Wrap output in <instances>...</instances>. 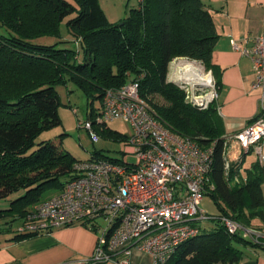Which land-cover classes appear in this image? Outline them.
Instances as JSON below:
<instances>
[{"label":"trees","instance_id":"1","mask_svg":"<svg viewBox=\"0 0 264 264\" xmlns=\"http://www.w3.org/2000/svg\"><path fill=\"white\" fill-rule=\"evenodd\" d=\"M138 1L126 17L111 22L98 0H0V199L19 193L8 207L0 208V219L18 222L46 187L62 188L73 175L77 159L60 143H35L40 132L61 123L57 86L70 81L93 100L132 79L138 80L140 95L163 124L212 146L206 195L219 214L246 227L253 218L262 219L263 167L255 161L242 174L233 162L225 174L216 100L200 109L167 80L169 63L185 57L211 70L218 91L211 61L218 33L211 13L203 0ZM62 24L70 37L62 36ZM46 37L55 41H39ZM70 41L75 47L67 46ZM156 94L162 102L154 100ZM101 130L115 140L126 137L106 126ZM214 220L213 227L202 226L165 264H237L243 247L262 246L264 234L254 241L229 233ZM5 231H11L8 240L30 236Z\"/></svg>","mask_w":264,"mask_h":264},{"label":"built area","instance_id":"2","mask_svg":"<svg viewBox=\"0 0 264 264\" xmlns=\"http://www.w3.org/2000/svg\"><path fill=\"white\" fill-rule=\"evenodd\" d=\"M231 43L250 58L255 75L252 87L261 90L263 105L252 123L223 135L225 174L231 166L230 140L236 141L243 152L256 153L264 167L260 144L264 139V30L250 47L240 48L234 40ZM177 58L187 61L173 72L172 82L183 91L186 102L200 109L207 107L217 99L211 70L198 60ZM114 120L130 125L132 132L123 140V153L135 161L102 156L76 160L73 175L61 190L29 208L14 231L38 235L84 225L96 235L95 247L85 264H130L133 249L151 255L153 264H165L209 218L218 219L231 234L258 240L262 234L256 229L230 216H210L200 208L208 189L212 146L205 147L163 124L140 95L137 79L106 89L94 121L78 124L91 130L93 124L107 126ZM233 180L237 182L238 176Z\"/></svg>","mask_w":264,"mask_h":264},{"label":"crops","instance_id":"3","mask_svg":"<svg viewBox=\"0 0 264 264\" xmlns=\"http://www.w3.org/2000/svg\"><path fill=\"white\" fill-rule=\"evenodd\" d=\"M203 1L218 33L211 61L219 79L217 113L223 135H226L241 130L261 114L262 92L252 87L255 75L251 60L239 49H234L231 40L240 48L252 45L254 38L264 30V0ZM260 144L264 152V139ZM228 145L229 159L231 163L238 162L242 174L245 168L258 161L256 153L243 152L236 141L230 140ZM261 190L263 217L253 218L250 227L264 234V179ZM11 236H0V264H85L96 243L95 233L84 225L58 228L20 240H8ZM262 242L261 247H243V258L237 264H264V237ZM129 256L130 264H153L151 255L137 249Z\"/></svg>","mask_w":264,"mask_h":264},{"label":"rangeland","instance_id":"4","mask_svg":"<svg viewBox=\"0 0 264 264\" xmlns=\"http://www.w3.org/2000/svg\"><path fill=\"white\" fill-rule=\"evenodd\" d=\"M107 19L115 22L128 15L130 8L138 5V0H98ZM61 34L64 38L70 37L64 24L61 25ZM42 43H52L55 38L39 39ZM76 43L70 41L67 46L75 47ZM187 60L173 59L168 65L167 80H172V74L177 67L183 65ZM60 96V105L58 114L61 123L52 128L43 130L36 138L35 143L42 141H54L60 143V146L71 153L77 160H84L92 156L106 155L115 159H125L128 162H134L135 158L130 155H124V142L115 140L101 130L100 125L93 124L91 130L80 127L79 122L94 121L95 113L98 112L101 99L88 98L85 93L79 89L74 83L67 82L65 85L57 86ZM154 100L162 102L163 99L159 95L154 96ZM107 128L115 130L125 136L131 134L132 130L128 123L122 120H114L107 123ZM37 147V145H35ZM61 188L57 186L46 187L40 195V200H45L57 193ZM19 193H12L5 199H0V208H6L9 200L14 199ZM38 201V202H39ZM200 208L204 209L210 216L218 215L220 212L209 195H205ZM29 209V208H28ZM9 219H0V236L11 234V231H5L6 228H12L18 223ZM209 229L215 225V220L209 218L200 223ZM250 227V226H248ZM254 229L253 227H250ZM12 230V229H10Z\"/></svg>","mask_w":264,"mask_h":264},{"label":"bare ground","instance_id":"5","mask_svg":"<svg viewBox=\"0 0 264 264\" xmlns=\"http://www.w3.org/2000/svg\"><path fill=\"white\" fill-rule=\"evenodd\" d=\"M186 67H190L189 65H186ZM208 78H209V76H208Z\"/></svg>","mask_w":264,"mask_h":264}]
</instances>
